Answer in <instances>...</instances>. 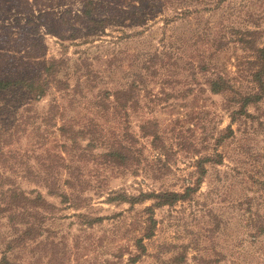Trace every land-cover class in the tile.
Returning a JSON list of instances; mask_svg holds the SVG:
<instances>
[{
  "label": "rangeland",
  "instance_id": "obj_1",
  "mask_svg": "<svg viewBox=\"0 0 264 264\" xmlns=\"http://www.w3.org/2000/svg\"><path fill=\"white\" fill-rule=\"evenodd\" d=\"M92 1L95 25L85 0H0V79L64 60L41 100L0 94V182L56 207L12 264H264V99L233 118L236 96L211 89L220 76L253 89L239 38L264 44V0ZM130 86L119 111L106 94ZM129 143L140 161L109 166L102 155ZM200 162L205 176L178 203L109 200L183 193ZM74 168L84 184L73 192ZM148 207L156 227L143 238ZM11 234L0 217V241Z\"/></svg>",
  "mask_w": 264,
  "mask_h": 264
},
{
  "label": "trees",
  "instance_id": "obj_2",
  "mask_svg": "<svg viewBox=\"0 0 264 264\" xmlns=\"http://www.w3.org/2000/svg\"><path fill=\"white\" fill-rule=\"evenodd\" d=\"M85 11L83 16L87 18L88 23L99 24L95 20V9L92 0H85ZM240 34V33H239ZM256 32L247 31L242 33L239 38L240 43L245 47L250 55V72L253 83V89L248 94H243L239 88L229 84L222 76L218 77L215 81L211 82V89L214 93L232 92L239 104V110L234 111L235 115H247V107L255 105L264 99V44L257 45ZM64 60H53L43 68V72L36 77H21V78H2L0 79V94L12 93L21 95L22 98L39 101L47 95L50 85L49 76L57 77L60 71L57 68L62 65ZM134 87V86H133ZM133 87L126 90H119L112 94L107 93L109 98L113 97L119 111L125 110L129 102L132 101ZM106 106V105H105ZM107 109V106H106ZM127 117V116H126ZM153 125V123H150ZM11 136V135H9ZM153 141L159 142L160 136L157 131L152 133ZM132 139V138H131ZM129 147L124 145L119 146L103 154L106 163L109 166L116 168H129L134 162H139L138 156L134 155L133 145L128 144ZM206 159L204 163L209 162ZM199 163V176L191 186H188L183 193L178 192H158V193H142L138 196L129 197L125 194H115L109 197L110 201L126 202L135 205L147 199L156 200L155 206L173 205L182 200L187 199L191 193L195 192L200 184L201 179L206 174L205 167ZM69 165L66 166L68 168ZM47 184V185H46ZM83 180L79 169H69V177L64 181L63 185L69 190L75 191L76 188L83 186ZM45 185L52 187L57 185L56 179H47ZM35 195L26 192L17 186L16 182L7 179L0 182V217L7 220V226L11 229L12 234L8 238H3L0 243L3 245V251L0 252V264H12L10 255H14L17 250H24L29 243H35L37 239L45 232V220L47 216L55 211V205L47 202L45 197L40 192H33ZM64 201L69 200L68 194L64 191L57 193ZM155 208L148 207L145 209L147 218L143 222L145 226V233L143 238H151L154 235L156 227V220L154 218ZM141 241V240H140ZM18 259L19 257H14Z\"/></svg>",
  "mask_w": 264,
  "mask_h": 264
}]
</instances>
